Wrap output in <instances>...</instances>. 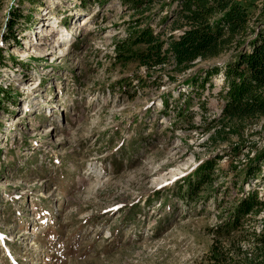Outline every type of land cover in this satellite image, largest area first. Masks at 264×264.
Listing matches in <instances>:
<instances>
[{
    "label": "rangeland",
    "instance_id": "374dc122",
    "mask_svg": "<svg viewBox=\"0 0 264 264\" xmlns=\"http://www.w3.org/2000/svg\"><path fill=\"white\" fill-rule=\"evenodd\" d=\"M238 1L264 26V0ZM151 9L135 25L120 0H0V264H264V211L215 229L246 192L264 200L244 179L264 174V116H222L221 72L196 87L230 51L179 72L117 59L146 24L179 34L175 4Z\"/></svg>",
    "mask_w": 264,
    "mask_h": 264
},
{
    "label": "trees",
    "instance_id": "16d2710c",
    "mask_svg": "<svg viewBox=\"0 0 264 264\" xmlns=\"http://www.w3.org/2000/svg\"><path fill=\"white\" fill-rule=\"evenodd\" d=\"M120 1L136 16L135 25L147 18L146 12L152 10V6H158V10L162 11L167 3L175 4L171 30H178L179 34H170L162 39V33H155L146 24L142 29L132 31L128 40L116 43L117 59H136L147 69L171 61L179 72L189 68L198 59L207 60L230 51L221 65H212L204 70L200 80L194 82L196 87L202 88L212 75L221 72L223 86L219 96L224 101L222 116L241 119L264 116V26L252 19L247 6L238 0ZM12 24L13 21L9 22L10 29ZM139 45L143 47H136ZM163 103L167 106L166 98ZM211 166L210 162H206L182 179V183H185V200L194 199L198 184L210 181L208 172ZM244 179H264L260 164L248 167ZM262 211L264 200L258 197L256 191L246 192L234 200L227 217L215 229L221 234H229L242 226L248 216L258 215ZM254 236L258 239V249L264 250V229Z\"/></svg>",
    "mask_w": 264,
    "mask_h": 264
},
{
    "label": "bare ground",
    "instance_id": "6f19581e",
    "mask_svg": "<svg viewBox=\"0 0 264 264\" xmlns=\"http://www.w3.org/2000/svg\"><path fill=\"white\" fill-rule=\"evenodd\" d=\"M83 20H82V25H87V21H89L90 20V18L91 17H89V15H84L83 17ZM55 21V20H54ZM54 21H52L51 22V25H50V27L48 26L47 28H48V30H47V34L46 35H49V34H52V33H54V31L52 30L53 29V26H52V24L54 23ZM46 28V29H47ZM77 28H80V27H77ZM58 32H56L54 35H56L57 37L56 38H54L53 40L56 42L55 44L56 45H58L59 46V42H61V39H63V36H58V34H57ZM54 51H55V49H54ZM14 54L16 55V56H23V53L21 52V51H19V50H14Z\"/></svg>",
    "mask_w": 264,
    "mask_h": 264
}]
</instances>
